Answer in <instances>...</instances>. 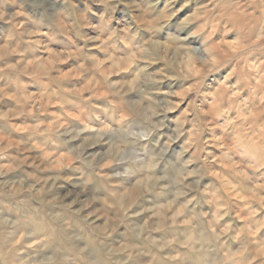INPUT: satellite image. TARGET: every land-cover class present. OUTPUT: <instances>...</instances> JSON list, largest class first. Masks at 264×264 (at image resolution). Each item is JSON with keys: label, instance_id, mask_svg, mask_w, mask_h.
Masks as SVG:
<instances>
[{"label": "clouds", "instance_id": "obj_1", "mask_svg": "<svg viewBox=\"0 0 264 264\" xmlns=\"http://www.w3.org/2000/svg\"><path fill=\"white\" fill-rule=\"evenodd\" d=\"M0 264H264V0H0Z\"/></svg>", "mask_w": 264, "mask_h": 264}]
</instances>
